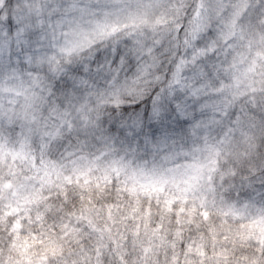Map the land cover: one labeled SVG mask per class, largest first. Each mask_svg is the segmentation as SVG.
Wrapping results in <instances>:
<instances>
[{
    "label": "snow or ice",
    "instance_id": "obj_1",
    "mask_svg": "<svg viewBox=\"0 0 264 264\" xmlns=\"http://www.w3.org/2000/svg\"><path fill=\"white\" fill-rule=\"evenodd\" d=\"M0 264H264V0H0Z\"/></svg>",
    "mask_w": 264,
    "mask_h": 264
}]
</instances>
